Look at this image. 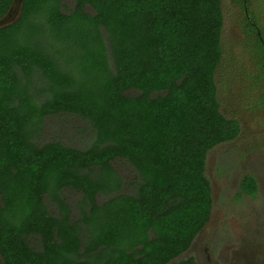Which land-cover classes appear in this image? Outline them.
<instances>
[{
    "label": "trees",
    "instance_id": "16d2710c",
    "mask_svg": "<svg viewBox=\"0 0 264 264\" xmlns=\"http://www.w3.org/2000/svg\"><path fill=\"white\" fill-rule=\"evenodd\" d=\"M223 18L221 0L22 1L0 27V264H196L179 257L211 214L207 153L240 132L215 83ZM60 114L89 124L84 146L41 140Z\"/></svg>",
    "mask_w": 264,
    "mask_h": 264
},
{
    "label": "rangeland",
    "instance_id": "374dc122",
    "mask_svg": "<svg viewBox=\"0 0 264 264\" xmlns=\"http://www.w3.org/2000/svg\"><path fill=\"white\" fill-rule=\"evenodd\" d=\"M62 1L71 4V0ZM221 1L224 17L221 32L223 60L216 70L215 83L220 111L224 116L239 121L240 134L234 140L221 143L207 153L205 176L210 182L212 195L210 219L204 231L195 239L190 252H185L179 258L191 256L196 264H206V255L210 254L215 261L213 264H227L222 261V256L223 250L228 247L226 255L232 264H264V117L262 109L253 102L258 85L249 80L252 79L251 74L242 73L243 68L254 72L261 64L250 59L243 60L251 52L229 36V0ZM256 2L260 3V11L263 12L264 0H255V4ZM262 32L264 33V26ZM229 70L232 73L231 81ZM255 78L262 80L260 73ZM129 93L135 94L136 91ZM257 103H260L259 98ZM88 127L87 122L72 115L48 117L41 140L44 142L59 138L67 144L81 147L92 135ZM113 166L122 177V192H130V183L137 177L136 171L122 159L115 160ZM245 175L256 178L257 191L253 196L241 190V180ZM64 197L71 208L72 217H77L80 193L69 190L64 192ZM103 200L99 198L98 202ZM47 206L50 210H55L50 202ZM209 231H213V237L208 243L207 251L204 250L206 244L202 238ZM234 251L236 259L233 258Z\"/></svg>",
    "mask_w": 264,
    "mask_h": 264
},
{
    "label": "flooded vegetation",
    "instance_id": "af4514ba",
    "mask_svg": "<svg viewBox=\"0 0 264 264\" xmlns=\"http://www.w3.org/2000/svg\"><path fill=\"white\" fill-rule=\"evenodd\" d=\"M228 6H229V9L231 12V15H230V22L231 23L228 25L230 28L229 36L234 38L235 43L245 45L246 48L249 47V43H251V41L256 43L255 39H257L263 44V48H264V38H263V32H262V28L264 26L263 25L264 24V17H263L264 16L263 15L264 10H263V12L260 11L262 9L260 7L261 5H258V2H256V4H255V0H240L239 3L236 0H229ZM245 59H247L248 61L250 59V60H253L254 62L258 61L261 64L260 68L259 69L256 68V70L254 72H250L246 68H243L242 73L244 72V74H247V72H248L249 74H251L252 79H249V80H251L252 83L258 85L257 91H256L255 96H254L255 98H253V102L255 101V104L257 105V107L262 109V111H263L262 115L264 117V78H263V75H264V59L262 58V60H261V56L259 54H255L254 51H251V55H248V57L243 58V60H245ZM226 69H227V67H226ZM259 73H260V76L262 77V80H256L257 78H255L257 75H259ZM229 74H230L229 79L231 81L232 80L231 79L232 73L230 70H229ZM242 77L245 78L244 76H242ZM259 79H260V77H259ZM245 80H247V79L245 78ZM249 80H247V81H249ZM246 85L248 86V84H246ZM244 89H246V88H244ZM257 98H259L260 103H257ZM231 118H233V117H231ZM239 134H240V132H239ZM247 176L254 177L253 175H245L242 178V180ZM242 180H241V182H242ZM241 190H242V188H241ZM209 219H210V217H209ZM208 221H207V223H208ZM207 223L199 230V232L195 236L191 246L185 252H190V248L193 247L195 244L194 243L195 239L198 238V236L204 231ZM212 232L213 231L207 232L205 234V236L202 238V241L206 244L204 246V250L208 251V249H209L208 243H210V240L213 237ZM226 250L228 251V247H226L225 250H223L224 254L222 256V261L224 263H227V264H232V262H230L228 255H226ZM223 251H221V252H223ZM189 257H191V256H187L186 258H189ZM206 257H207V263L206 264L215 263V261L212 259L210 254H207ZM236 257H237V255H236V252L234 251L233 252V258L236 259Z\"/></svg>",
    "mask_w": 264,
    "mask_h": 264
},
{
    "label": "water",
    "instance_id": "95a60500",
    "mask_svg": "<svg viewBox=\"0 0 264 264\" xmlns=\"http://www.w3.org/2000/svg\"><path fill=\"white\" fill-rule=\"evenodd\" d=\"M22 1L23 0H13V3L7 13L0 18V27L11 23L18 18Z\"/></svg>",
    "mask_w": 264,
    "mask_h": 264
}]
</instances>
